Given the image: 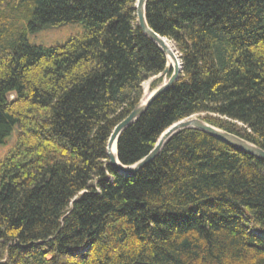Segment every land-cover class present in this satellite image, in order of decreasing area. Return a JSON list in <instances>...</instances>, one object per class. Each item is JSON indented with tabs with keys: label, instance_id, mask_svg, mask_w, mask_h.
<instances>
[{
	"label": "trees",
	"instance_id": "trees-1",
	"mask_svg": "<svg viewBox=\"0 0 264 264\" xmlns=\"http://www.w3.org/2000/svg\"><path fill=\"white\" fill-rule=\"evenodd\" d=\"M135 3L0 0V143L18 130L0 160V264H264V160L186 129L133 174L107 163L166 65ZM145 18L181 72L121 132L118 161L197 114L264 150V0H147ZM68 23L83 31L26 40Z\"/></svg>",
	"mask_w": 264,
	"mask_h": 264
},
{
	"label": "water",
	"instance_id": "water-1",
	"mask_svg": "<svg viewBox=\"0 0 264 264\" xmlns=\"http://www.w3.org/2000/svg\"><path fill=\"white\" fill-rule=\"evenodd\" d=\"M146 2L147 0H136L134 7L136 13L137 26L139 27L143 35L147 37L150 41H152L161 50L166 60V65L164 69L160 73L151 76L148 80L151 83L160 77H167V79L157 85L151 92H149L145 99L142 95L139 101L131 109V111L125 116V118L118 122L112 129L106 143L108 165H110L111 168L122 174H133L140 170L143 166L148 164L150 161H152L159 154L160 150L172 136L186 129L200 130L210 135L211 137H214L215 139L232 146L237 150L245 152L258 159L264 160L263 149L234 134L228 133L218 127L210 125L209 123L204 121L202 114H197L171 124L159 135L150 152L137 162L131 165H123L118 161L117 141L121 132L140 117V115L147 109V107L154 98H156L159 94L171 87L177 81L181 72L180 58L177 55V51L175 50L173 44H171L170 46L167 45V42L169 41L165 37H162L155 33L148 26L145 18ZM168 58L173 61V64L171 66L167 63ZM169 71L170 74L168 75Z\"/></svg>",
	"mask_w": 264,
	"mask_h": 264
},
{
	"label": "rangeland",
	"instance_id": "rangeland-1",
	"mask_svg": "<svg viewBox=\"0 0 264 264\" xmlns=\"http://www.w3.org/2000/svg\"><path fill=\"white\" fill-rule=\"evenodd\" d=\"M24 25L25 22L22 21ZM83 31V26L80 23H68L61 26H52L46 27L41 30L35 32H26V40L33 45H42V46H50L55 44H61L65 40H67L70 36L76 35ZM170 42V41H169ZM172 43L170 42V45ZM178 55V54H177ZM157 82V85L162 83L167 77H160ZM156 85V86H157ZM143 87L144 93H149L153 89H150V82L146 80L142 83V95H143ZM18 130L15 127L9 136H7L3 143H0V160L6 155L9 149L14 145L16 141Z\"/></svg>",
	"mask_w": 264,
	"mask_h": 264
},
{
	"label": "bare ground",
	"instance_id": "bare-ground-1",
	"mask_svg": "<svg viewBox=\"0 0 264 264\" xmlns=\"http://www.w3.org/2000/svg\"><path fill=\"white\" fill-rule=\"evenodd\" d=\"M167 45H169L170 46V43L169 42H167ZM178 62V61H177ZM167 63H168V65H172L173 64V61L170 59V58H168V61H167ZM149 93H144V87H143V97H144V99L147 97V95H148Z\"/></svg>",
	"mask_w": 264,
	"mask_h": 264
}]
</instances>
